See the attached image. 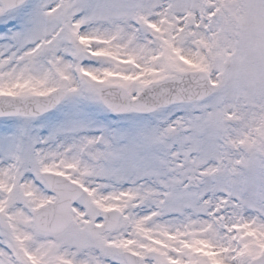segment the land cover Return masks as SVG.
<instances>
[{"label":"snow or ice","instance_id":"1","mask_svg":"<svg viewBox=\"0 0 264 264\" xmlns=\"http://www.w3.org/2000/svg\"><path fill=\"white\" fill-rule=\"evenodd\" d=\"M0 264H264V0H0Z\"/></svg>","mask_w":264,"mask_h":264}]
</instances>
